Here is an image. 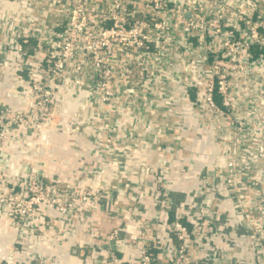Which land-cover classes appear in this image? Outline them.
Segmentation results:
<instances>
[{
	"label": "built area",
	"instance_id": "2783aa9c",
	"mask_svg": "<svg viewBox=\"0 0 264 264\" xmlns=\"http://www.w3.org/2000/svg\"><path fill=\"white\" fill-rule=\"evenodd\" d=\"M24 1L20 14H0V66L12 60L26 98L22 108L0 110V153L38 125L56 126L57 111L74 98L80 106L70 115L72 130L96 140L114 160L119 147L131 150L123 134L128 127L120 132L119 126L136 104L147 113L146 127L154 128L162 116L166 125L159 127L160 135L164 143L172 141L165 145L173 149L182 147L187 112L193 108L211 131L222 161L202 174L207 194L233 191L246 197L255 193L256 184L264 187L256 173L264 169V0ZM39 12L56 19L48 25ZM17 126L16 138L10 132ZM225 126L228 134L222 133ZM131 144L135 147L134 140ZM207 175L212 178L204 179ZM6 180L0 159V206L21 232L35 214L49 223L47 207H55L64 223L78 206L107 189L94 178L89 184L65 182L34 170L4 189ZM188 203L176 209L174 219L166 216V249L159 226L143 225L138 261H129L121 255L125 243L115 241L114 229L107 235L105 264H201L196 254L216 261L221 250L210 244L221 231L212 211ZM256 229L264 252V219ZM12 246L6 264H25Z\"/></svg>",
	"mask_w": 264,
	"mask_h": 264
},
{
	"label": "crops",
	"instance_id": "0c3cea01",
	"mask_svg": "<svg viewBox=\"0 0 264 264\" xmlns=\"http://www.w3.org/2000/svg\"><path fill=\"white\" fill-rule=\"evenodd\" d=\"M20 1L0 0V14H20L26 5L24 0ZM39 14L40 20L48 25L56 19L55 15ZM6 60L9 65L0 66V110L3 106L15 110L25 106L26 98L14 77L12 60L9 57ZM63 104L60 123L55 127L43 123L33 133L23 134L21 143L10 142L2 147L0 159L7 173L3 188L7 189L19 176L34 170L65 182L89 184L94 178L96 184H106L107 189L78 206L64 223L55 207H47L44 216L49 223L35 214L34 222L25 232L13 224L6 207L0 206V264L12 259V245L17 249L19 263L26 264L32 258L36 259L34 264H105L110 243L107 235L114 229L118 230L115 241L125 243L121 255L129 261H138L141 227L152 223L159 226L160 243H165L166 249V243H170L166 216L168 214L171 219L176 209L186 202L196 209L209 208L213 224L221 231L210 244V247L220 248V255L214 261L196 254L201 264H264L263 243L259 241L262 234L256 229L264 219V203L260 201L264 197V187L256 184L255 193L250 191L246 197L233 191L215 196L207 194L202 174L217 168L222 161L217 157L219 146L211 131L197 119L193 108L194 111L188 109L187 112L188 126L182 147L173 149L165 145L172 141L164 143L160 135L163 131L159 127L166 125L162 116L156 117L158 122L154 128L146 127L147 113L142 114L143 104H136L134 112L119 126L120 132L128 127L123 134L131 150L119 147L114 160L113 153L107 154L96 140L87 138L81 130H72L70 115L80 106L78 100L74 98ZM221 123L216 124L220 126ZM19 129L13 127L10 134L16 135ZM228 132L226 126L223 127L222 133ZM256 173L264 186V172ZM167 201H170L169 207Z\"/></svg>",
	"mask_w": 264,
	"mask_h": 264
},
{
	"label": "rangeland",
	"instance_id": "374dc122",
	"mask_svg": "<svg viewBox=\"0 0 264 264\" xmlns=\"http://www.w3.org/2000/svg\"><path fill=\"white\" fill-rule=\"evenodd\" d=\"M57 113L60 114L59 111H57ZM185 125H186V127L188 126V125L186 124V122H185ZM262 170H263L262 172H264V169H262Z\"/></svg>",
	"mask_w": 264,
	"mask_h": 264
},
{
	"label": "trees",
	"instance_id": "16d2710c",
	"mask_svg": "<svg viewBox=\"0 0 264 264\" xmlns=\"http://www.w3.org/2000/svg\"><path fill=\"white\" fill-rule=\"evenodd\" d=\"M219 99V96H217V100ZM174 219V216L171 217V220Z\"/></svg>",
	"mask_w": 264,
	"mask_h": 264
}]
</instances>
